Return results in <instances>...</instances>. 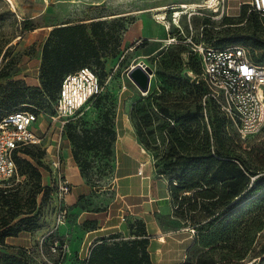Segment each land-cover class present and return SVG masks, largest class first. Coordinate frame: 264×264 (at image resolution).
Masks as SVG:
<instances>
[{
    "label": "rangeland",
    "instance_id": "374dc122",
    "mask_svg": "<svg viewBox=\"0 0 264 264\" xmlns=\"http://www.w3.org/2000/svg\"><path fill=\"white\" fill-rule=\"evenodd\" d=\"M203 1L206 0H0V100L3 99V104L10 105L7 98L12 90L20 85L29 86L30 90L22 103L40 100V119H44L34 128L42 136V142L31 148L35 153L45 150L41 159L42 192L38 194L37 205L32 214L31 225L36 222L37 227L7 237L9 246L26 249L30 257L39 264H81L100 237L118 232L125 238H133L130 226L138 217L133 212L138 211L142 215L140 217L146 220L148 231H151L156 241L159 236L169 233L170 247H174L177 242V254L174 252L171 256L173 261L167 264L181 261L186 246L192 240V232L184 227L185 219L177 215L169 190V180L166 175L158 173L157 166V155L160 156L166 148V137L159 124L167 118L156 107L158 102H165L156 97L161 93V88L171 89L173 83L171 71H165L163 63L178 51L181 43L187 51L181 54L180 76L177 79L185 78V74L192 77L197 72L194 70L197 60L194 53L189 54V50L193 51L191 41L199 43L202 40L214 45L244 43L251 54L259 56L264 63V23L261 25L263 14L258 13L260 23L241 21L243 4L249 2L240 1L239 12L233 14L238 0H220L212 7H182L183 4ZM161 6L167 7L155 9ZM184 10L181 15H177L178 11ZM160 12L165 13L169 24L158 16ZM252 12L247 7V15H252ZM227 16L234 22H226ZM83 19L108 20L109 27L116 31L118 37L111 41L109 48L103 53L102 62L90 65L100 76L102 90L67 125L62 126L60 120L52 118L54 97L49 94L35 95V89L41 86V44L55 24L79 22ZM27 23L35 27L24 30ZM248 32L254 33L252 35L255 40L262 43L260 47L254 48L244 40ZM171 37H177V41L170 42ZM141 61H145L154 72L148 91H142L129 75L131 66ZM155 90L158 91L152 93ZM172 92L183 95L179 97L180 100L184 98L180 103L188 104L193 101L192 108H196L195 93L188 87L185 91L179 89ZM170 103L172 102L162 105ZM6 105L0 104V115L7 113ZM137 106L146 109V115L149 109V114L154 118L150 125L142 121L144 134L141 138L136 135L139 145L145 149L142 153L144 165L140 168L143 172L140 175L151 180L152 190L151 194L144 197L146 201L142 205L133 207L128 205L132 196H122L116 179L117 167L121 162V152L117 150V128L119 123L126 122L136 133L132 115L136 113ZM206 109L205 115H209L213 109L218 108L210 105ZM136 115L140 116V113ZM150 130L153 132L150 133ZM114 131L117 138L109 153L102 146L103 139H100L104 136V140L109 142L111 132ZM231 131L246 149L264 146V127L258 133L246 137L238 134L233 126ZM147 141L153 147L158 146L157 149L146 147ZM89 145H94V148H88ZM57 153L63 163L64 178L70 181V190L65 196L67 217L58 226L55 219L58 182L52 168V161ZM13 181L28 189L35 178L18 172L1 185ZM31 189H36V185ZM152 197L161 199L150 204L147 200ZM93 227L96 228L91 229ZM89 235H95L90 243L86 242ZM63 240L68 244V249L62 258L60 252L51 248V243L54 241L60 244ZM263 245L264 235L260 237L257 247ZM156 254L154 252L155 261L159 258ZM254 255L250 254L242 264H264V257H253Z\"/></svg>",
    "mask_w": 264,
    "mask_h": 264
},
{
    "label": "trees",
    "instance_id": "16d2710c",
    "mask_svg": "<svg viewBox=\"0 0 264 264\" xmlns=\"http://www.w3.org/2000/svg\"><path fill=\"white\" fill-rule=\"evenodd\" d=\"M247 7L253 11L250 16L247 15ZM258 13L261 12L251 9L250 3H244L241 21L260 23ZM225 20L234 22L229 16ZM261 22L262 25L264 17ZM109 23L106 19H83L79 22L55 24L41 44V86L35 89V95H52L55 102L66 74L83 66L100 64L103 53L109 48L111 41L118 37ZM33 27L35 26L27 23L24 30ZM252 34L254 33L248 32L244 40L254 48L260 47L262 43H258ZM178 47V51L163 63L164 70L171 71L172 74L171 89L161 88V93L156 97L165 102H158L156 107L167 118L159 124L166 137V148L160 156L157 155L158 173L167 176L175 211L185 219L184 227L192 232L185 259L177 264H242L252 253L255 254L253 257L263 258L264 245L258 248L257 244L264 235V146L244 148L231 131L233 126L239 134L236 126L223 110L210 99H207L206 105L203 104L208 86L199 78L202 62L198 55L194 54L198 67L194 68L196 74L192 77L185 74V78L177 79L180 76L181 54L187 51L181 43ZM165 54L166 52L162 56ZM189 54L193 55L192 52ZM252 58L263 62L257 55H252ZM190 65L194 66L193 63ZM187 87L195 93V109L192 108L193 101L182 104L179 101L184 98L180 100L179 97L183 95L172 92L179 89L185 91ZM29 90V86L20 85L8 95L10 105L3 104V99L0 104L7 106V113L22 109L26 104L35 105L37 108L32 110L40 112V100L22 103ZM169 102L172 103L162 105ZM149 104L152 105V102ZM210 105L218 109L205 115L204 111ZM145 110L137 106L136 113L132 115L136 135L140 138L144 134V124L150 125L154 120L149 109L147 115ZM139 113L140 116H137ZM6 114L0 115V120ZM116 138L114 131L111 132L109 142L104 140V136L100 139H103L102 146L109 153ZM37 145H25L15 153L19 174L27 173L35 178L32 186L36 185V189H31L32 186L26 189L18 182L14 183L15 181L0 185V264H39L30 257L26 249L11 247L6 242L9 236L37 227L36 222L31 225L32 214L37 205L38 194L42 192L41 159L45 153L44 149L39 153L31 149ZM145 145L148 148L158 147H153L150 141L145 142ZM88 148L92 149L94 145H89ZM130 228L133 238H125L118 232L100 237L81 264H153L149 250L151 235L145 220L136 218ZM53 244L54 241L51 246Z\"/></svg>",
    "mask_w": 264,
    "mask_h": 264
},
{
    "label": "built area",
    "instance_id": "2783aa9c",
    "mask_svg": "<svg viewBox=\"0 0 264 264\" xmlns=\"http://www.w3.org/2000/svg\"><path fill=\"white\" fill-rule=\"evenodd\" d=\"M249 3L251 9L264 14V0H250ZM175 41L177 37L170 38V42ZM191 43L193 51L190 52L198 55L202 62L199 78L208 86L203 104H207V99L213 100L242 137L261 131L264 127V63L254 60L249 48L241 42L214 45L202 40ZM101 90L99 75L90 66L66 74L54 102L53 120H60L64 126ZM32 108L37 107L26 104L22 109L11 110L0 120V185L18 173L16 151L25 145L42 142V136L34 129L40 112ZM52 168L58 182L55 213L58 226L67 217L65 196L70 190V181L64 178L63 163L58 153L52 161ZM142 172L140 169L139 173ZM51 248L61 252L63 257L68 244L55 242Z\"/></svg>",
    "mask_w": 264,
    "mask_h": 264
},
{
    "label": "crops",
    "instance_id": "0c3cea01",
    "mask_svg": "<svg viewBox=\"0 0 264 264\" xmlns=\"http://www.w3.org/2000/svg\"><path fill=\"white\" fill-rule=\"evenodd\" d=\"M249 2L250 0H238V3L235 5V10L232 11L233 14H237L239 12V2ZM44 119H40L38 124ZM118 132V145L117 150L121 152V162L119 163L116 171V179L118 181L119 191H121L122 196H132L131 202L128 204L129 206L137 207L143 204L144 197L151 194V180L145 176H142L139 173L140 168L144 165V160L142 159V153L144 152V148L139 145L136 133L134 129L130 128L126 122L119 123L117 128ZM130 159L132 161L130 162ZM129 161V164L127 163ZM69 168V166L67 167ZM143 168V167H142ZM73 172V170H72ZM161 198L152 197L150 200H147L150 204L154 201H159ZM138 215L137 218H141V214L139 212H133ZM146 222V220H145ZM117 225V224H116ZM114 226V225H113ZM148 228V227H147ZM187 228V227H185ZM151 235L149 250L151 253L153 264H167L168 262H172L173 258L171 257L174 252L177 254V242L174 247H170L169 233L163 234V236H159L158 241H156L155 237H152L151 231H148ZM94 234V233H91ZM95 235H89L86 242L90 243ZM168 239H167V238ZM155 240V241H154ZM190 244V243H189ZM155 249V250H152ZM187 246L184 250L183 257L181 261L185 259ZM154 252H157L156 256H159L158 260H154ZM180 261V262H181ZM179 263V262H177ZM176 263V264H177Z\"/></svg>",
    "mask_w": 264,
    "mask_h": 264
},
{
    "label": "water",
    "instance_id": "95a60500",
    "mask_svg": "<svg viewBox=\"0 0 264 264\" xmlns=\"http://www.w3.org/2000/svg\"><path fill=\"white\" fill-rule=\"evenodd\" d=\"M153 69L145 62L134 64L129 71L130 77L138 84L142 91L150 88Z\"/></svg>",
    "mask_w": 264,
    "mask_h": 264
},
{
    "label": "bare ground",
    "instance_id": "6f19581e",
    "mask_svg": "<svg viewBox=\"0 0 264 264\" xmlns=\"http://www.w3.org/2000/svg\"><path fill=\"white\" fill-rule=\"evenodd\" d=\"M218 0H206L203 1L202 3H197V2H193V3H187V4H183L182 7L184 8H192L194 6H207V7H212L214 4H217ZM167 6H161V7H157L155 9H164ZM185 12L184 11H178L177 15H181V13ZM160 18L164 19L163 22H167V24H169V22L166 20V15L164 12H160L158 15Z\"/></svg>",
    "mask_w": 264,
    "mask_h": 264
}]
</instances>
